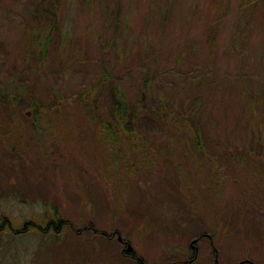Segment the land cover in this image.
I'll return each instance as SVG.
<instances>
[{
	"label": "rangeland",
	"instance_id": "374dc122",
	"mask_svg": "<svg viewBox=\"0 0 264 264\" xmlns=\"http://www.w3.org/2000/svg\"><path fill=\"white\" fill-rule=\"evenodd\" d=\"M146 79L179 124L140 118L150 150L121 142L120 163L80 96L106 112ZM12 84L0 220L17 232L0 233V264H134L112 232L143 264H264V0H0V92ZM187 118L200 150L176 132ZM56 216L57 239L36 230Z\"/></svg>",
	"mask_w": 264,
	"mask_h": 264
},
{
	"label": "trees",
	"instance_id": "16d2710c",
	"mask_svg": "<svg viewBox=\"0 0 264 264\" xmlns=\"http://www.w3.org/2000/svg\"><path fill=\"white\" fill-rule=\"evenodd\" d=\"M37 28H40L39 25ZM44 29H39L41 32L40 35H38L39 38H41V42L39 41L40 47V55L42 60L45 61L47 56V49L48 44L50 42V34L45 32L43 33ZM109 78L106 73L103 74L102 79V85H108ZM152 81L150 79H146L143 83L142 90L138 93L137 99L131 104L127 101L125 98V95L120 91L116 89V92H113L114 99L113 103L111 104V107L106 112H101V109L96 107V105L91 106V99L93 98V89L87 90L83 95H79L81 98V101L86 107V115L92 119H97L98 123L100 124L101 132L104 134L106 141L109 145H111V150H115L116 153V159L121 163L122 159L125 157V154L122 153V156H119V143H124V150L123 152H127L129 155L132 154L134 157L135 155L133 153L138 152L140 150V153L144 152V154L147 155V152L150 150L149 147L146 146L147 140L142 139L141 137V131L138 128L137 121L140 118H152L155 121H159L162 126L169 130V132L173 133V131L176 129L175 124H179V120L177 116L175 115V111L171 106H166L163 102H161L160 99L156 98L153 93V89L151 88ZM113 89V87H112ZM11 93H10V92ZM114 91V90H113ZM15 86L9 85L6 87L5 90H2L0 92V109H5V107H8L13 105H18L17 102L19 97H22L23 94L21 91L17 92ZM11 98L8 103L5 98ZM39 100L35 99L31 104H29V107L33 108L34 115L37 116L39 112ZM4 111V110H3ZM98 112V113H97ZM0 115L1 110H0ZM182 124L183 127L179 128L176 132H184L186 134H192L195 135L194 140V148L197 150H200L202 148L201 146V140H200V130L198 126H192L190 125V122L187 121ZM168 121L174 122L175 124L169 127ZM175 133V132H174ZM144 155V156H146ZM125 165V164H124ZM0 233L10 232L12 227H10L9 222L6 223V220L3 218L0 220ZM61 223V220L56 216V218H53L49 222L46 223V226L44 228V231H39V226H36L38 232L44 234L43 236L46 237L49 234H53L54 238L57 239L58 232L56 230H59V225ZM50 224V225H49ZM48 227V228H47ZM47 238V237H46Z\"/></svg>",
	"mask_w": 264,
	"mask_h": 264
},
{
	"label": "flooded vegetation",
	"instance_id": "af4514ba",
	"mask_svg": "<svg viewBox=\"0 0 264 264\" xmlns=\"http://www.w3.org/2000/svg\"><path fill=\"white\" fill-rule=\"evenodd\" d=\"M26 225V224H25ZM24 225V226H25ZM50 225V224H49ZM11 227V226H10ZM24 228H26V226L24 227ZM48 228V227H47ZM11 231H13V233L15 232H17V231H14V230H12L11 229ZM57 232L59 231V230H56ZM20 232V231H19ZM118 236H120L121 237V241H119L118 240ZM112 237H116V240H117V242L119 243V245L121 246V251H120V253H121V255L122 256H124V257H126V258H130L132 261H135L134 262V264H143V262L141 261V260H139L138 258H137V256L135 255V253H134V251H133V248H132V251L131 252H126L125 251V248H126V246H127V244H129L121 235H119V233H117V232H112L111 233V235H110V237H109V239L110 238H112ZM190 247L191 248H193L194 249V246H192L191 244H190ZM196 251L197 250H195V253L193 254V256H191V258L190 259H193L192 260V262L190 263V264H192L193 262H194V260H195V258H196ZM190 259H188L187 261H185V262H183V263H178V264H186ZM73 264H77V263H73ZM78 264H85V263H78ZM87 264H90V263H87Z\"/></svg>",
	"mask_w": 264,
	"mask_h": 264
},
{
	"label": "water",
	"instance_id": "95a60500",
	"mask_svg": "<svg viewBox=\"0 0 264 264\" xmlns=\"http://www.w3.org/2000/svg\"><path fill=\"white\" fill-rule=\"evenodd\" d=\"M118 240L121 241V237L118 236ZM195 242V240L191 243V245H193V243ZM126 252H131L132 251V246L130 244H127L126 248H125ZM193 259H190L186 264H190L192 262ZM170 264H176L174 262L170 263Z\"/></svg>",
	"mask_w": 264,
	"mask_h": 264
}]
</instances>
